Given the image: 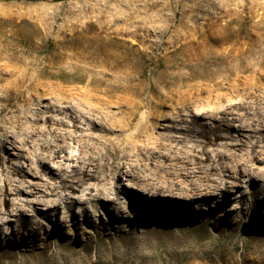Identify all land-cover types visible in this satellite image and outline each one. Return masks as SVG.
I'll use <instances>...</instances> for the list:
<instances>
[{
    "label": "rangeland",
    "instance_id": "374dc122",
    "mask_svg": "<svg viewBox=\"0 0 264 264\" xmlns=\"http://www.w3.org/2000/svg\"><path fill=\"white\" fill-rule=\"evenodd\" d=\"M184 43L188 47L171 54ZM194 52L199 55L186 58ZM0 55V69L27 67V76L39 79L48 91L84 87L88 80L100 89L114 88L126 111L117 113L113 107L114 118L100 122L108 126L114 119L130 120L127 133L139 134L138 145L162 142L161 154L172 146L173 155L180 145L169 140L171 126L180 111L189 119L233 105L232 112L243 115L260 104L255 98L264 95V0H0ZM108 62L116 68L108 69ZM238 68L240 76L234 74L218 89L225 94L220 103L214 99L189 111L177 103L176 91L197 81L212 85L225 71ZM50 96H36L32 107L44 108ZM92 133L108 137L100 129ZM98 138L100 145L106 143ZM70 145V154L80 152L76 140ZM207 149L211 155L221 150ZM23 153L24 166L37 174L30 180L48 192L55 185L49 163L42 170L38 158ZM58 160L65 168L75 163ZM255 165L261 172L240 176L236 162L230 163L229 173L239 180L225 191L193 200L159 197L162 204L154 199V187L148 194L130 188L126 179L131 176L117 172L110 181L129 193L133 204L76 202L84 197L81 190L59 212L47 203L49 220L39 218L40 236L29 235L33 223L19 217L12 226L0 227V264H264V161Z\"/></svg>",
    "mask_w": 264,
    "mask_h": 264
},
{
    "label": "bare ground",
    "instance_id": "6f19581e",
    "mask_svg": "<svg viewBox=\"0 0 264 264\" xmlns=\"http://www.w3.org/2000/svg\"><path fill=\"white\" fill-rule=\"evenodd\" d=\"M184 47H188V43L178 46L171 54L182 51ZM198 55L194 52L186 58L193 59ZM106 67L112 70L116 64L108 62ZM25 68L12 65L0 69V174L3 175L0 176V227L12 226L15 218L19 217L24 224L33 223L29 235L38 237L39 230L43 228L39 218L44 216L49 220L43 206L50 203L51 209L59 212L61 204L69 205L73 198L71 194L79 190L83 191L84 197L75 198L76 202H115L123 207L133 204V197L122 193L110 181L117 172L131 176V179L125 178L130 188L148 194L147 189L154 187V199L161 204L163 200L159 197L164 199L176 195L193 200L227 190L239 180L229 173L232 162L238 165L240 176L261 172L255 163L264 161V95L255 98L261 100L260 104L250 108L251 112L246 110L243 115L233 113V105L190 114L189 119L180 111L178 121L171 126L174 135L169 139L174 145H180L175 148L177 154H171L175 153L172 146L167 148V153L161 154L160 149L166 146L162 142H156L154 147L136 143L139 134L127 133L130 120L119 123L114 119L108 126L100 122L105 117L114 118L116 112L110 110L113 107L117 113L126 111L127 104L119 101L114 88L100 89L93 86V80H88L84 87H58L56 91H48L41 87L39 79L29 78ZM242 71L240 68L233 73L227 70L221 76L222 80L212 85L202 86L200 81L190 84L186 90L175 92L177 103H182L188 111L192 106L209 104L214 99V104L220 103L225 94L218 89H222L223 83L234 74L239 77ZM215 72L219 73L218 70ZM192 76L189 73L187 77L191 79ZM101 83L99 80L97 85ZM45 93L51 94L49 104L44 108H33L35 97ZM204 93L207 95L203 98ZM61 103L65 106H60ZM85 113L91 118L84 117ZM249 113L252 117L248 116ZM99 129L108 137L92 133ZM244 129L249 133L240 131ZM98 137H104L106 143L100 145ZM73 140L80 148L75 155L69 151ZM208 145L221 150L211 155ZM25 151L39 159L42 170L49 163V178L55 185H49L48 192L30 180L37 174L28 171L21 161L27 158ZM81 153L87 156L84 158ZM225 156L230 161L227 162ZM59 157L75 163L65 168ZM167 188H171L173 194H169L165 190ZM256 191L261 192L260 189ZM23 194H26L25 199L14 201L13 196ZM27 195L34 198H27ZM48 197L53 198L46 200ZM157 205L154 208H158ZM13 234L19 233L15 230ZM4 237L9 238L7 235Z\"/></svg>",
    "mask_w": 264,
    "mask_h": 264
}]
</instances>
